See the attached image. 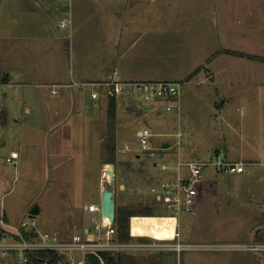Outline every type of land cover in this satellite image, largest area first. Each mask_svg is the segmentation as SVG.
<instances>
[{
	"label": "crops",
	"instance_id": "obj_1",
	"mask_svg": "<svg viewBox=\"0 0 264 264\" xmlns=\"http://www.w3.org/2000/svg\"><path fill=\"white\" fill-rule=\"evenodd\" d=\"M36 3L37 1L31 3L22 0L16 4L13 24L16 32L13 42H16L14 45L12 43L9 53L1 51L0 73L4 74L2 70L12 67V87L19 93L15 100L20 99V93L23 94L22 100L25 104L28 103L25 106L28 114L32 113L30 99L29 102L27 99L29 94H32V99L43 97L47 100L48 97L40 86L57 85L59 95L54 98L56 101L51 111L59 121L51 123L47 117L44 124H49L42 129L49 136L26 139L20 144L21 150L13 152V157H109L105 144L110 100L105 97L106 89L100 86L103 83L184 82L181 112L184 113V118L190 120L188 126H191L192 121L197 125L201 122L200 117L197 118L199 111L188 104L189 96L194 94L193 82L203 81L198 76L207 77L213 89L212 97L215 95L217 98L221 97L216 92L221 91L224 88L222 85L227 83L250 80L264 84V0H74L69 5L67 1L50 0L45 1L42 6L43 12L48 16L45 18L46 21L48 19L46 27L40 25L36 17L32 18L34 10L35 13L37 11ZM43 12L38 10V14L43 15ZM66 15L70 16L71 21V41L67 35L63 36L62 30L65 28H61L59 24ZM56 20L58 28L53 26ZM231 37L239 38L240 44L233 42ZM224 38L228 40L224 41ZM63 41L68 42L69 52H73L76 64L81 63V66H75L71 70L67 67L69 60L65 56ZM38 47L40 51L37 53ZM42 47L44 52L49 49L53 53L42 56ZM221 51L224 53L221 54ZM7 76L10 86V77ZM71 82L91 83L98 88L91 92V95L99 93L100 97L92 99L98 110L93 112L94 116L89 124L75 122L80 120L77 111L83 109L84 93L82 89L69 87ZM50 91L51 89L49 94ZM35 93L36 96L33 97ZM262 95L264 96V92ZM258 96L254 90L248 91L246 95L254 100ZM118 99L116 131L121 118L122 124L127 120L125 110L142 112L141 109H131L134 104L129 99ZM165 105L161 101L148 106L160 107L166 112ZM44 109L49 113L46 105ZM4 111L9 113L6 109L1 111L2 123ZM166 121L171 120L168 117ZM85 130L91 131L89 135L96 131L95 137L80 136ZM166 144L170 148L171 144L167 141L161 147ZM2 145L4 147L5 143ZM116 157H121V154H116ZM170 158L165 157L164 160L172 168L174 164L169 161ZM226 159V162L244 164L243 171L226 175L217 172L214 167H209L212 171L204 170L195 204L196 215L188 213L191 216H185L189 217L185 221L188 223L186 235L181 231L182 217L177 216L176 232L180 242L212 240L213 237L209 236L212 231L211 220L207 214V211L213 210L209 204L210 196L223 199L225 203L221 205L232 211V214L240 212L242 215L235 217L243 218V222L235 227L236 235H232L229 229L231 226H227L224 229L225 235L214 237V240L247 243L251 242L256 233L254 242H264V212H256L264 211V157ZM145 161L148 164L151 161L147 155ZM155 162H152L153 167ZM149 174L147 170L146 176L150 177ZM183 174L187 173L184 171ZM220 175L228 176L222 181L225 192H219ZM173 176L175 173L170 170V174H166L161 181L172 179ZM152 182V185L156 184L154 180ZM100 194L102 195L101 188ZM242 200H245L244 204L240 203ZM154 201L153 209H159L162 205L155 197ZM100 202L101 196L98 203ZM87 206L83 205L85 212ZM4 220V212L0 211V229L14 227L7 217V223ZM206 230L207 234H201ZM166 255L167 257L160 256V260L164 259L165 264H168L169 254ZM218 255V260L222 258L221 261H225L223 264H233L230 262L232 257ZM189 257L191 261H196L198 256ZM209 257L217 260L214 255ZM176 259L179 264L180 259L177 256ZM237 259L235 264H264L256 255L251 254H239ZM0 264L20 263L17 259L0 256Z\"/></svg>",
	"mask_w": 264,
	"mask_h": 264
},
{
	"label": "rangeland",
	"instance_id": "obj_2",
	"mask_svg": "<svg viewBox=\"0 0 264 264\" xmlns=\"http://www.w3.org/2000/svg\"><path fill=\"white\" fill-rule=\"evenodd\" d=\"M19 1L22 0H0V54L4 50L6 54L9 53L12 43L14 45L16 42H13L16 37L13 24L15 6ZM24 1L31 3L37 1V11L35 13L34 10L32 18L36 17L40 25L46 27L48 19L46 21L45 18L48 16L43 12L42 6L45 1L50 0ZM38 10L44 14H38ZM63 19L69 20L70 16L66 15ZM53 24L54 27L58 28L57 20ZM62 32L63 36L67 35L69 40L73 36L70 25ZM55 34L57 35L56 32ZM231 38L233 42L240 44L239 38ZM227 40L228 38H224V41ZM67 43L63 41V48L66 53L65 56L69 60L66 65L71 70L73 67L75 69V66H81V63L76 64L73 52H69ZM43 50L42 47L41 51L44 52ZM36 51L38 53L40 48L38 47ZM47 53L50 55L53 51L48 49L42 53V56L47 55ZM223 53L221 51V54ZM73 63L74 65L71 66L70 64ZM2 71L10 77V86L0 84V116L4 109L9 112L8 125H3L0 117V211L4 212V222L7 223V217L11 226H17L23 220L32 218L37 223L39 230L43 232H56L62 238L71 237L80 232L83 225H90L91 215L85 212L83 205L99 204L100 188L103 189V182L106 179L105 167L108 165V158L13 157V152H19L21 150L20 144L26 139L49 136L45 135L42 129L49 124L48 122L44 124L47 117L51 123H56L59 120L53 116L51 111L53 110L52 105L56 101L55 97L49 94L51 89L49 87L53 85L44 84V86H40V88L43 87L42 89L48 97L47 100L43 97L32 99V94H29L27 99L28 102L30 99L29 107H31L32 113L28 114L25 108L28 103L25 104V101L22 100L23 94L20 93V99L15 100L16 94L19 93L14 91L12 87V67ZM198 78L203 81L195 80L193 82L194 96H189L188 104L189 107L192 106L199 111L200 114L197 115V118L200 117L201 120L199 125L192 121L191 126H188L190 120L187 117L184 118L183 112H181L179 120L178 116L167 114L160 107L146 106L136 94L124 95L118 99H129L134 104L131 109H141L142 112H126L125 110L124 116L127 120L122 124L123 118H121L119 127L115 131L117 154H121V157H117L116 164L113 165L115 177L112 189L114 190L116 206L132 205L137 208H155L150 186L153 184L152 180L157 183L163 180L166 174H163L161 166L158 169L153 167L152 162L154 160L150 161L149 164L145 161L146 154L141 150L138 136V131L145 128L158 135L151 139V147L157 150L164 141L173 145L176 140L174 135L178 130L181 131L183 138L180 148L175 147V149H168L169 151L162 153L165 157H171L169 161L174 166H176L178 153L182 161L192 160L203 163H216L218 160L222 162L227 160L226 157L229 160H236V157H264V96H261V93L264 92V84L250 80L227 83V85H222L224 88L221 91L216 92L221 97L217 98L215 95L212 97L213 89L210 82L207 81V77L198 76ZM181 83L185 84L184 82ZM74 84L81 83L71 82L68 86L75 87L77 90L82 89L84 93L83 109L77 111L80 120L75 122L89 124L92 122L93 112L98 110L91 98V92L95 90L96 86H73ZM252 90L259 95L255 100L246 97L247 92ZM35 96L36 93L33 97ZM221 103H223L222 106H220ZM45 105L49 109V113L45 112ZM168 117L171 121H166ZM32 127L38 130H34ZM90 132V130L82 131L80 136L94 138L96 131L89 135ZM3 143H5L4 147ZM218 153H222L223 156L217 157ZM166 164L171 166L169 163ZM146 166L150 172V177L146 176ZM209 167L206 168V171H212ZM169 174L170 171L167 172V175ZM108 176L111 179V174ZM227 178L228 176H219V192H225L222 181ZM209 200L213 209L207 211L212 226L209 236L213 237V241L210 239L201 242L206 244L243 243L214 240V237L225 235L224 229L227 226H231L229 227L231 234L236 235L235 227L243 222V218L235 217V215L241 216L240 212L232 214V211L221 205L225 203L223 199L210 196ZM240 203L244 204L245 200ZM35 209L38 210V213L32 215L31 211H35ZM154 210L155 214L176 215L162 206ZM256 212L264 211L258 210ZM176 216L182 217L181 231L186 235L188 223L185 221L189 217L185 218V216H191V214L181 213ZM207 233L206 230L201 234ZM189 242L203 244L199 241ZM218 254L232 257L230 262L235 264L239 254L250 253L189 250L178 254L177 258L180 259L179 264H223L225 261H221L222 258L218 260V256H220ZM192 255L198 256L196 261L190 260L189 256ZM209 255H214L217 260L210 258ZM160 256L167 257L165 253L161 254L154 251L128 253L122 256L123 259L120 264H165L164 259L160 260ZM223 259L225 260L224 256ZM17 261L22 264L19 256Z\"/></svg>",
	"mask_w": 264,
	"mask_h": 264
},
{
	"label": "built area",
	"instance_id": "obj_3",
	"mask_svg": "<svg viewBox=\"0 0 264 264\" xmlns=\"http://www.w3.org/2000/svg\"><path fill=\"white\" fill-rule=\"evenodd\" d=\"M67 1L71 4L74 0ZM70 20H63L60 23L61 28H67ZM95 85L91 83L74 84L73 86ZM105 90V97L108 100L118 99L124 95H138L142 102L148 106L155 102H165L167 113L181 116V94L182 83L174 81H155V82H108L100 84ZM50 95L57 97L59 95L58 87L54 85L51 88ZM93 100H97L100 94L97 92L91 95ZM155 134L150 129H142L139 133V143L141 150L146 153L152 161H156L155 167L161 166L163 174L172 170L175 173L172 179H165L151 186L150 192L162 207L180 215L181 213H191L196 215V200L199 195V188L204 177V170L207 167H214L219 173L232 175L240 173L244 169L242 163H230L226 161H217L216 163L203 162H183L178 153L176 166L170 167L164 160L165 151L168 149H178L181 146L183 135L180 130L174 135L175 143L170 148L160 147L158 150L151 147V139ZM223 156L218 153L217 157ZM161 163V164H160ZM187 174L184 175L183 172ZM114 172L111 165L105 167L106 179L103 182L111 185V179L108 176ZM115 177V174H114ZM91 215L90 225L82 226L79 233L71 237L62 238L56 232H43L35 220H23L19 225L0 229V256L4 258L21 259L22 264H35L32 256L37 254H46L55 256L57 259L54 264H86L88 255L98 253L128 254L134 252L154 251L161 254L180 255L189 250L193 251H223V252H248L252 255L264 256V242H247L240 244H192L179 241V234L176 232L173 239L157 240L147 236H136L133 234L131 226L129 228L128 241H121L118 237V231L114 222L105 217L100 204L92 203L86 208ZM176 215H171L177 219ZM177 228V227H176ZM148 238V240L140 239ZM51 256L47 257L43 264H52Z\"/></svg>",
	"mask_w": 264,
	"mask_h": 264
},
{
	"label": "trees",
	"instance_id": "obj_4",
	"mask_svg": "<svg viewBox=\"0 0 264 264\" xmlns=\"http://www.w3.org/2000/svg\"><path fill=\"white\" fill-rule=\"evenodd\" d=\"M9 78L7 75L0 73V84H8ZM116 116H117V100L111 99L108 104V128H107V137H106V150L109 155L107 157L108 164H116V154H117V144H116ZM3 124H8V114L7 112L2 113ZM154 209L150 207L137 208L136 206L130 205H119L116 206V218L114 224L118 231V237L121 241H128L131 239L129 237V228L130 220L133 217H153ZM148 240V238H140ZM124 254H111V253H98L88 255L86 264H120L122 261V256ZM51 256V255H49ZM46 254H37L33 255L32 258L35 261V264H43L44 260L49 257ZM51 263L54 264L56 261L55 256H51Z\"/></svg>",
	"mask_w": 264,
	"mask_h": 264
},
{
	"label": "bare ground",
	"instance_id": "obj_5",
	"mask_svg": "<svg viewBox=\"0 0 264 264\" xmlns=\"http://www.w3.org/2000/svg\"><path fill=\"white\" fill-rule=\"evenodd\" d=\"M131 229L136 236L157 240L173 239L176 233V218L173 216L134 217Z\"/></svg>",
	"mask_w": 264,
	"mask_h": 264
},
{
	"label": "water",
	"instance_id": "obj_6",
	"mask_svg": "<svg viewBox=\"0 0 264 264\" xmlns=\"http://www.w3.org/2000/svg\"><path fill=\"white\" fill-rule=\"evenodd\" d=\"M163 148H169V145L168 144L163 145ZM110 174H111V185L105 184L104 186L105 188L101 195V206L104 216L108 217L111 222H114L116 218V202L114 198V190L112 189L114 174L113 172H111ZM36 213H38L37 209H35V211H31L32 215H35ZM255 234L256 233H254V237L252 238L251 242H254ZM256 257L264 263V256L256 255ZM176 262L177 259L175 255L168 256V264H177Z\"/></svg>",
	"mask_w": 264,
	"mask_h": 264
}]
</instances>
